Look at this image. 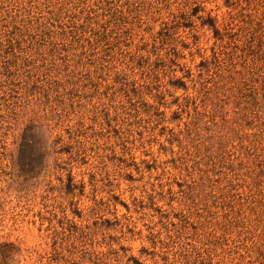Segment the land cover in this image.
I'll use <instances>...</instances> for the list:
<instances>
[{
    "label": "rangeland",
    "instance_id": "rangeland-1",
    "mask_svg": "<svg viewBox=\"0 0 264 264\" xmlns=\"http://www.w3.org/2000/svg\"><path fill=\"white\" fill-rule=\"evenodd\" d=\"M0 264H264V0H0Z\"/></svg>",
    "mask_w": 264,
    "mask_h": 264
},
{
    "label": "trees",
    "instance_id": "trees-1",
    "mask_svg": "<svg viewBox=\"0 0 264 264\" xmlns=\"http://www.w3.org/2000/svg\"><path fill=\"white\" fill-rule=\"evenodd\" d=\"M209 22H210V24H211V26H215V22H216V20H215V18L214 17H209Z\"/></svg>",
    "mask_w": 264,
    "mask_h": 264
}]
</instances>
